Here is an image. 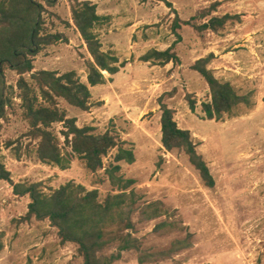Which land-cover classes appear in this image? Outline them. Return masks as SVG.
Here are the masks:
<instances>
[{
    "label": "rangeland",
    "instance_id": "rangeland-1",
    "mask_svg": "<svg viewBox=\"0 0 264 264\" xmlns=\"http://www.w3.org/2000/svg\"><path fill=\"white\" fill-rule=\"evenodd\" d=\"M89 1L106 17L96 28L103 49L125 66L117 74L105 73L104 84L90 87L88 111L64 100L60 106L79 126H92L98 134L112 131L134 150L131 164L115 162L117 148L104 158L106 168L119 164L118 175L135 181L127 192L133 190L137 201L130 217L139 248L121 252L113 264H264V0H167L171 7L159 0ZM213 4L217 8L202 17ZM52 12L47 23L52 28L53 21V31L69 41L44 48L34 70L75 71L87 83L92 57L73 23L72 3L59 0ZM226 14L236 18L218 32L194 27ZM177 16L180 40L174 31ZM171 47L179 64L141 60L151 49ZM210 54L208 67L215 76L249 96L251 106L242 104L221 119L206 116L211 90L192 66ZM5 73L12 104L2 120L0 142L13 181L41 182L46 192L71 181L99 190L100 200L120 193L105 168L91 171L76 155L66 169L39 160L38 140L28 135L19 98L20 76L10 68ZM24 77L31 82L30 73ZM190 99L196 102L194 111ZM162 102L175 110L178 126L191 132L215 178L213 188L203 183L185 152L163 146ZM54 130L64 141L62 125ZM64 150L71 152L67 146ZM30 202L29 195L14 194L13 186L0 180V231L5 235L0 264H84L78 246L62 244L49 219L21 220ZM151 204L159 206L158 217H148ZM118 246L113 243L101 254L118 255Z\"/></svg>",
    "mask_w": 264,
    "mask_h": 264
},
{
    "label": "trees",
    "instance_id": "trees-1",
    "mask_svg": "<svg viewBox=\"0 0 264 264\" xmlns=\"http://www.w3.org/2000/svg\"><path fill=\"white\" fill-rule=\"evenodd\" d=\"M72 3V20L76 29L85 41L92 57L87 61V83L83 82L75 71L59 74L56 71H35V58L46 47L69 40L62 32H54L49 16H54L52 9L59 0H0V129L2 120L12 104V93L6 82L5 69L10 68L19 74V98L22 101L23 115L29 123L28 135L38 140L37 156L40 161L55 164L62 169L68 168L72 156L82 159L91 171L105 168L113 185L120 187L121 192L109 194L100 200L99 190H88L82 184L68 182L59 188L46 192L41 182H17L12 179L11 171L2 161L0 142V180L13 186L14 194L29 195L31 202L27 214L21 220L30 222L33 219L42 221L49 219L59 231L62 244L75 243L78 254L84 264H113L121 252L138 249V239L133 237L134 228L131 220L136 194L127 190L135 183L132 179H124L118 175L119 164L106 168L104 158L115 148L118 152L115 162H135L133 148H126L112 131L95 133L92 126H79L76 117L68 116L67 110L60 106V100L83 111L91 106L92 93L90 87L106 82L105 73L117 74L124 62L112 51H105L96 32V28L106 17L97 11V5L89 0H69ZM145 1V0H144ZM164 1L168 6L172 3ZM217 8L213 4L209 10L202 12V17L209 16ZM207 12V13H206ZM236 18L230 14L212 17L201 25H194L197 31L211 30L218 32L229 20ZM181 20L176 17L174 31L181 28ZM190 24L189 21H184ZM70 24V23H68ZM213 54L198 59L192 66L205 79L211 90L212 99L204 103V112L209 119H221L225 114H232L242 104L251 106L249 96L240 95L229 82L217 78L208 66ZM145 62L157 61L160 64L180 63V57L173 47L166 50L151 49L141 57ZM31 74V82L24 75ZM191 110L196 109V102L189 100ZM162 144L168 150L185 152L190 163L199 172L203 183L210 188L216 184L208 163L199 153L191 132L180 128L175 120V110L166 103H161ZM61 124V137L55 132L54 125ZM64 146L71 148L64 150ZM148 217L160 215L157 204L148 206ZM5 235L0 231V252L5 245ZM119 243L118 255L107 257L101 253L111 244ZM181 244V243H178ZM142 263L145 257H140Z\"/></svg>",
    "mask_w": 264,
    "mask_h": 264
}]
</instances>
